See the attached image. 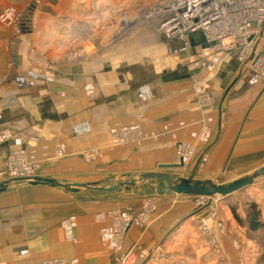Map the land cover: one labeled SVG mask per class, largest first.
I'll return each mask as SVG.
<instances>
[{"label": "crops", "instance_id": "crops-1", "mask_svg": "<svg viewBox=\"0 0 264 264\" xmlns=\"http://www.w3.org/2000/svg\"><path fill=\"white\" fill-rule=\"evenodd\" d=\"M88 4L44 0L41 7L34 0H0V12L29 13L21 34L0 23V132L7 129L13 136L0 143V172L18 153L44 166L40 177L80 184L162 173L210 185L264 167V33L256 65L227 53L199 54L209 48L199 32L163 41L146 65L131 45L115 57L100 56V66L92 67L97 57L79 58L65 79L55 82L37 60L28 59L42 33L38 23H53L54 8L65 9L73 20ZM56 86L65 88L62 98L53 97ZM46 87L52 90L47 98L40 92ZM50 98L54 110L69 114L42 126L37 104ZM21 134L36 135L38 144ZM60 145L63 158L57 156ZM183 145L192 149L187 166L178 162ZM87 149L95 154L91 159L82 155ZM154 182L90 194L26 183L9 187L0 193V264H121L131 250L130 264H249L255 247L231 207L235 198L252 197L264 221L263 183L210 200L159 194L160 181ZM127 209L138 217L146 213L147 222L132 224L119 242L112 214Z\"/></svg>", "mask_w": 264, "mask_h": 264}, {"label": "rangeland", "instance_id": "rangeland-1", "mask_svg": "<svg viewBox=\"0 0 264 264\" xmlns=\"http://www.w3.org/2000/svg\"><path fill=\"white\" fill-rule=\"evenodd\" d=\"M34 1L36 2L37 6L43 7L44 0H34ZM175 1L176 0H88L89 4L87 5V12L81 13L75 11L73 13V17H75L73 20L68 19V12H65V9L60 8L57 11L54 8L51 14L53 18V23H49L47 20L40 21L38 23L37 28H39V30H41L42 33L38 35V40H36V43H38V45L36 47L35 45L32 47L31 56H29L28 59L32 62L37 60L38 61L37 67L43 68L45 70V71L43 70L44 71L43 73L50 74L51 78L53 80H56L55 82L64 80L65 79L64 74H67V69H70L71 67L70 65H74L73 63L79 64L78 63L79 58L83 59L84 57H87V55L89 57L90 56L97 57L96 60H93L95 61V64L93 62L91 64L93 65L92 67L100 66V64L98 63V58H100V56L103 57L104 60H106L111 56H113L112 54L116 53V51L117 53L123 54L128 51V49H123V47L130 48V46L127 45H131L133 48L132 50L139 52L138 55L140 56L139 57V60L141 61L140 63L148 62L149 60H153L152 59L153 51H155L154 53H157L159 51L157 50L159 47L158 45H160V43H162L165 40L166 41L170 40V38L167 39L163 35L161 26L163 25L162 22L164 17L166 18L165 12L167 11V7H169ZM7 9H12V8L3 9L0 12V16ZM13 10H15L17 14L15 15L11 24L8 22L4 23L1 20V18H0V23L4 25L7 29H9L11 31V34L13 35H15V33L21 34L23 30L21 28L23 22L29 21L28 20L29 13H27L28 11L27 12L21 10L19 11L16 9ZM29 10L33 11L32 8ZM75 19L78 20L74 21ZM51 25L52 27H54V29H56L58 35L61 34L60 36H56L57 33L55 31H50ZM56 26L57 28H55ZM60 27H63V33H61L62 31L59 30ZM263 33H264V29H263ZM190 34H194V33H189L188 35H185L183 38H180V40L190 37L191 36ZM204 37L206 38L205 35ZM206 41H208L209 43L208 38H206ZM208 43L207 46L211 47ZM258 43L253 47L251 53L248 54L245 59L243 58L244 60H241L240 54H236L231 51H230L231 53L229 54L227 52L226 53L229 56L233 55L234 57L238 58L241 64L243 63L244 65L246 64L256 65L257 62H255V58L256 55L258 54V52L256 51V46L258 45ZM99 48L101 51L99 50ZM117 48H119V51L117 50ZM85 49L86 51L83 52ZM201 52H202V48L199 50V54ZM216 52L225 53V51H220V50L215 51V53ZM253 60L254 63H252ZM111 61L112 60L109 59L107 61V64L110 65L112 63ZM150 63L154 64V61ZM144 64L146 65V63ZM59 68L61 69L64 68V69L58 72ZM71 69H73V67H71ZM144 70H148V69L145 68ZM47 83L54 84L51 81ZM44 90L45 92L42 91L40 92L45 96V98L50 97L52 95V90L49 89L48 87H46ZM88 90L89 93L92 92V89H88ZM85 93L88 94L86 88H85ZM64 94H66L65 88L58 86L55 87V93L53 97L60 96L62 98ZM51 100L53 99L50 98L47 99L46 102L44 103L37 104L38 107H40V111H41L38 112V115L39 118L42 120L41 123L42 126L46 125V122L49 119L53 121L61 122V120L66 119L69 114V112L67 111L61 113L58 110H54L55 104ZM83 101L84 100L78 101L80 106L85 104V103H81ZM85 120H87V118ZM58 131H61L60 127ZM21 136H23L26 139L27 143L29 142L30 144H36V143L38 144L39 142V139L38 137H36V135L34 136L28 134H21ZM12 137L13 136L11 135V132L7 129H4L0 132V143L8 141ZM59 147H63V146L60 145ZM82 155H85L86 157L87 155H89V158L91 159L95 154L94 152L89 151V149H87L85 151V154ZM25 160L29 162L26 158ZM38 164L40 165V163ZM8 165L6 166L7 168ZM42 166L40 168V172L42 168H44V166L43 167ZM133 180L138 181V184L135 188L144 184L146 181L147 182L151 181V183H155L154 181H156L155 179H146V180H142L141 182L139 176L137 178L134 177L126 178V181L125 178L123 179L124 182H131ZM263 180L264 178L257 180L253 185L250 186V188H247L246 190L249 191L250 189H254L259 184L261 185L262 183L264 184V182H262ZM0 182L3 183L1 176H0ZM83 184H89V183H83ZM96 184L105 185L106 183L104 184L96 183ZM96 184H92V185H96ZM81 192L85 194L94 193L86 190ZM81 192L78 194H81ZM240 194L242 195L243 193ZM216 198L217 197L209 198V199L213 200ZM252 199L253 198L252 197L249 198V196L242 198H235V201L232 204L233 206L231 207L232 212L236 208V211L238 212L239 216L243 219L246 218V212L249 209V205L251 203L257 204ZM259 208L260 211L262 212L260 206ZM234 221L237 222L235 218ZM261 221H263L262 218ZM146 222L147 220L143 224H145ZM237 223L239 227L243 230V235L247 238L248 241L250 242L252 241L255 247L250 251L249 260H248L249 264H264V231L254 234V236H256V239L253 240L251 235H249L245 230L244 224H240L239 222ZM131 261L129 262V264L131 263ZM173 262L174 261L170 262V264Z\"/></svg>", "mask_w": 264, "mask_h": 264}, {"label": "built area", "instance_id": "built-area-1", "mask_svg": "<svg viewBox=\"0 0 264 264\" xmlns=\"http://www.w3.org/2000/svg\"><path fill=\"white\" fill-rule=\"evenodd\" d=\"M187 1L176 0L167 7L163 25L167 28L173 26L170 29L171 34L168 32V36L171 38H183L189 33L203 32L211 44V47L202 49L201 53L204 56H210L215 50H220L228 54L231 52L240 54L241 60H244L251 53L253 47L263 38L264 0H213V7H210L209 3L205 6L207 10L205 17L202 19L199 16L198 18L193 17L186 21L185 16L182 15L183 8L180 6ZM16 14L15 10L7 9L1 14L0 18L4 23L11 24ZM203 19L208 21L206 22ZM226 45H229L228 49L225 48ZM209 137L210 133H207L206 138L209 139ZM116 143H119V140H116ZM179 152V164L181 166L190 164L191 147L183 145L180 147ZM64 155L65 150L63 147H59L58 158H63ZM40 168L41 166L38 163H29L22 154L18 153L11 156L8 168L4 169L0 176L3 182L4 180L19 179L20 177H40ZM112 215L115 225L114 235L119 242L122 241L133 223L143 224L147 220L146 213L142 217H137L132 211L128 210L124 212L116 211ZM133 257L134 250L126 255L121 264H129Z\"/></svg>", "mask_w": 264, "mask_h": 264}, {"label": "water", "instance_id": "water-1", "mask_svg": "<svg viewBox=\"0 0 264 264\" xmlns=\"http://www.w3.org/2000/svg\"><path fill=\"white\" fill-rule=\"evenodd\" d=\"M15 58V63H16ZM166 168V167H164ZM170 168V167H168ZM140 181L146 179L159 180L160 184L157 185L156 193L168 194V195H181V196H195L200 198H219L229 197L237 192H241L250 188L257 180L264 178V167L250 173L247 176L235 179L228 183L219 184H200L194 182L193 178H178L175 176H169L162 173H146L139 176ZM19 183H26L30 186H48L57 188L63 192L78 194L81 191L101 192V193H113L119 192L123 188L136 187L137 180L131 182H124L123 179H114L106 182L105 185H92L83 183L63 182L54 178L34 177L26 178L20 177L19 179L4 180L0 184V193H4L9 187L17 185Z\"/></svg>", "mask_w": 264, "mask_h": 264}, {"label": "trees", "instance_id": "trees-1", "mask_svg": "<svg viewBox=\"0 0 264 264\" xmlns=\"http://www.w3.org/2000/svg\"><path fill=\"white\" fill-rule=\"evenodd\" d=\"M234 218L240 224H244L245 230L249 235H251L252 239H256L254 234L264 231V222L261 221L262 212L257 204L251 203L249 205V209L246 212V218H241L236 211V208L233 210Z\"/></svg>", "mask_w": 264, "mask_h": 264}, {"label": "bare ground", "instance_id": "bare-ground-1", "mask_svg": "<svg viewBox=\"0 0 264 264\" xmlns=\"http://www.w3.org/2000/svg\"><path fill=\"white\" fill-rule=\"evenodd\" d=\"M210 4V7H213V0H197V1H195V2H193L192 0H188L187 2H185V3H183V5L182 6H180L181 8H183V10H182V15H184L185 16V20L186 21H188V20H190L191 18H193V17H197L198 18V16H199V18L200 19H202L203 17H205L206 16V12H207V10H206V8H205V6L207 5V4ZM179 9V8H178ZM177 9V10H178ZM204 20V19H203ZM204 21H208V20H204ZM163 22H164V20H163ZM162 22V23H163ZM173 28V26H170V28L168 27H165L164 25H163V27L161 28L162 29V33H163V35L167 38V39H171V37L170 36H168V32H169V34H171V32H170V29H172ZM173 39V38H172ZM179 39V38H178ZM226 49H228L229 48V45H226V47H225ZM88 56V55H87Z\"/></svg>", "mask_w": 264, "mask_h": 264}]
</instances>
